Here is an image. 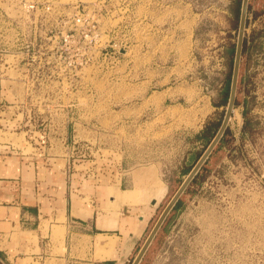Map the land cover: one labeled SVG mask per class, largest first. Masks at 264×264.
Wrapping results in <instances>:
<instances>
[{"label":"rangeland","instance_id":"rangeland-1","mask_svg":"<svg viewBox=\"0 0 264 264\" xmlns=\"http://www.w3.org/2000/svg\"><path fill=\"white\" fill-rule=\"evenodd\" d=\"M0 2V51H30L41 57L37 63L73 67L75 73H66L73 90L26 89L18 74H7L13 86L0 97L6 101L15 95L16 114L27 119L18 129H31L32 141L38 137L32 132L41 133L39 143L55 147L64 120L73 116L75 156L114 154L129 171L153 170L163 183L165 194L150 207L144 235L126 263L132 264L196 156L208 147L200 131L208 122L218 123V130L222 125L235 54L226 64L213 50L218 31L227 28L226 18L233 16L235 23L238 13L240 21L242 0H177L186 5L182 21L154 30L137 24L142 11L137 0ZM30 3L37 9L23 8ZM168 16L161 9V22ZM157 91H169L165 103ZM5 134L1 140L11 137L25 146L21 133ZM139 264H264V0H248L226 130Z\"/></svg>","mask_w":264,"mask_h":264},{"label":"crops","instance_id":"crops-1","mask_svg":"<svg viewBox=\"0 0 264 264\" xmlns=\"http://www.w3.org/2000/svg\"><path fill=\"white\" fill-rule=\"evenodd\" d=\"M137 1L141 30L170 27L186 15V5L177 0ZM164 8L169 16L161 22ZM157 93L164 94V103L169 98V91ZM11 99L0 97V264H126L150 218L140 216L151 198L148 184L114 154L70 157L63 142L75 141L73 116L64 120L55 147L34 148L27 140L31 129L14 126L21 118L15 95ZM7 132L21 133L25 146L11 137L1 140Z\"/></svg>","mask_w":264,"mask_h":264},{"label":"built area","instance_id":"built-area-1","mask_svg":"<svg viewBox=\"0 0 264 264\" xmlns=\"http://www.w3.org/2000/svg\"><path fill=\"white\" fill-rule=\"evenodd\" d=\"M23 8L28 10V11H32V10H36L37 7L36 5H34L33 3L30 4H25L23 5ZM35 8V9H34ZM73 25H75V17H74V21H73ZM65 38H70V35H66ZM51 57H57V58H61L62 55L60 53H54L51 52ZM41 58V57H37V55L30 53V51H10V50H5V51H0V63L2 65V67H0V80H8V84L5 82L0 88L4 89L6 87H8V85L10 86V82L14 81H10L11 79H8L7 74H18L23 82H22V86L25 87L26 89H32V87H36L39 86L41 87V85H43L45 88L48 89H59V90H63V89H75V83L72 82H67L66 81V73L68 72V70H71V74L72 76H75V73L73 72V67L68 68L67 66L65 67H61V66H57L52 65V66H48L45 65V63L41 64L40 62L37 63V59ZM10 71H13L12 73H10ZM34 74H38L41 79L40 80H33L32 77ZM13 85H11L10 87H12ZM23 119H20L19 123H22ZM17 123V126L14 124L15 127L19 128L20 124ZM32 137H37L35 141L31 140V131L27 132V140L32 143V146L35 147H46L47 144H42L39 143V138L42 137L41 133L38 134L36 132H32ZM41 136V137H40ZM75 142L76 141H71V142H63V144L65 146L68 147V152L70 155V157L75 156ZM48 146V145H47ZM90 156V153L86 154L84 153L81 158H88ZM80 157V156H79Z\"/></svg>","mask_w":264,"mask_h":264},{"label":"water","instance_id":"water-1","mask_svg":"<svg viewBox=\"0 0 264 264\" xmlns=\"http://www.w3.org/2000/svg\"><path fill=\"white\" fill-rule=\"evenodd\" d=\"M247 8H248V0H242V8H241V18H240V29H239V40L234 60V67H233V74H232V81H231V89H230V96L227 106L226 115L224 117V120L222 122V125L218 132L216 133L215 137L212 139L208 147L205 149L204 153L201 155L197 163L194 165V167L191 169V171L188 173L186 178L184 179L183 183L179 187V189L176 191L164 211L162 212L161 216L159 217L158 221L156 222L155 226L153 227L152 231L148 235L147 239L145 240L144 244L140 248L138 254L136 255L134 261L132 264H139L142 260L145 252L149 248L152 240L154 239L155 235L157 234L159 228L161 227L163 221L167 217L170 210L173 208V206L178 201L181 194L185 191L187 186L190 184L192 179L195 177V175L200 170L201 166L204 164L206 159L209 157V155L212 153L218 142L220 141L221 137L223 136L226 127L228 125V122L231 118V113L233 112V107L235 104V98H236V91H237V84H238V76H239V68H240V60H241V53H242V45H243V37H244V30L246 25V15H247ZM154 203V202H153Z\"/></svg>","mask_w":264,"mask_h":264},{"label":"flooded vegetation","instance_id":"flooded-vegetation-1","mask_svg":"<svg viewBox=\"0 0 264 264\" xmlns=\"http://www.w3.org/2000/svg\"><path fill=\"white\" fill-rule=\"evenodd\" d=\"M247 16V15H246ZM236 22L234 23V18L233 16L227 17L226 18V26L227 28L225 31L219 30L218 34L216 35V39L218 42L216 43V47L213 51L216 52L219 60L222 63L228 64L231 61V56L232 54L236 55V50H237V45H238V40H239V29H240V21H239V15L237 13L235 17ZM246 29V25H245ZM234 37L235 43L231 44L230 39L233 40ZM244 44H245V30H244V37H243V45H242V53L244 51ZM241 53V56H242ZM241 61V60H240Z\"/></svg>","mask_w":264,"mask_h":264},{"label":"bare ground","instance_id":"bare-ground-1","mask_svg":"<svg viewBox=\"0 0 264 264\" xmlns=\"http://www.w3.org/2000/svg\"><path fill=\"white\" fill-rule=\"evenodd\" d=\"M235 113H237V112L235 111ZM137 175H139L141 177V179H143L145 181V183L148 184V186H146V188H148L151 191V198L149 200L150 201L149 202L150 206L148 205L147 208L144 209L143 213L140 215L141 217H143V219H146L150 215L149 214L150 207H154V206H156L159 203L162 195L165 192V188L162 186L163 183H161L159 180H156L154 178L153 170H147V171H144V172L141 171V172H138Z\"/></svg>","mask_w":264,"mask_h":264},{"label":"trees","instance_id":"trees-1","mask_svg":"<svg viewBox=\"0 0 264 264\" xmlns=\"http://www.w3.org/2000/svg\"><path fill=\"white\" fill-rule=\"evenodd\" d=\"M218 127V123L208 122L200 131V136H203L206 139V145L210 144L216 132L218 131ZM200 156L201 154H198V156H196V161L199 159Z\"/></svg>","mask_w":264,"mask_h":264}]
</instances>
